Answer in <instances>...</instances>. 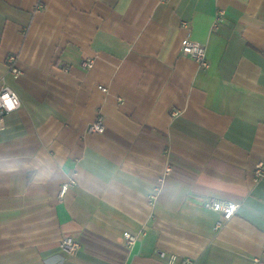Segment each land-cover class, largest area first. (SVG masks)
<instances>
[{"label": "crops", "instance_id": "0c3cea01", "mask_svg": "<svg viewBox=\"0 0 264 264\" xmlns=\"http://www.w3.org/2000/svg\"><path fill=\"white\" fill-rule=\"evenodd\" d=\"M4 84L0 264H264V0H0Z\"/></svg>", "mask_w": 264, "mask_h": 264}, {"label": "built area", "instance_id": "2783aa9c", "mask_svg": "<svg viewBox=\"0 0 264 264\" xmlns=\"http://www.w3.org/2000/svg\"><path fill=\"white\" fill-rule=\"evenodd\" d=\"M223 12L218 13L217 21L219 22L223 16ZM181 54L183 57L189 58L195 61L201 69L206 70L209 67L206 47L204 45L192 42L185 41L181 48ZM18 58L16 56H10L8 58V74L12 75L15 79H18L21 75V71L17 67ZM94 61H86L84 67L87 69H92ZM103 93H108V89L105 87H99ZM12 102V103H10ZM21 106V102L17 94L7 87L5 84L0 91V130L3 129L5 116L17 111ZM11 109V110H10ZM106 131L105 118L103 114L99 111L96 120L88 127V135H103ZM171 173V168L168 167L165 171V175ZM254 180L258 183L261 179L264 178V162H259L254 167ZM164 177L159 179V182L162 183ZM74 183L73 179H70L68 183L62 185L60 190V196L63 197L68 188ZM210 209L214 212L221 215V219L216 225V229L220 230L224 227L225 223L229 222L239 211L240 204L234 202L218 201L211 200L209 204ZM126 244L128 247L134 246L139 241L138 235L126 234L125 235ZM62 249L69 254H75L79 248L80 244L73 238H66L62 241ZM167 264H177V257L171 255L167 261ZM183 264H192L190 259H185Z\"/></svg>", "mask_w": 264, "mask_h": 264}, {"label": "clouds", "instance_id": "9594fccd", "mask_svg": "<svg viewBox=\"0 0 264 264\" xmlns=\"http://www.w3.org/2000/svg\"><path fill=\"white\" fill-rule=\"evenodd\" d=\"M10 103H12V102H10ZM13 104V103H12ZM13 106H14V104H13ZM11 110V109H10Z\"/></svg>", "mask_w": 264, "mask_h": 264}]
</instances>
